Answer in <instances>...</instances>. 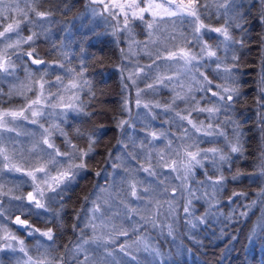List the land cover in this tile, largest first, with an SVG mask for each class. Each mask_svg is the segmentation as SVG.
<instances>
[{"label": "trees", "instance_id": "trees-1", "mask_svg": "<svg viewBox=\"0 0 264 264\" xmlns=\"http://www.w3.org/2000/svg\"><path fill=\"white\" fill-rule=\"evenodd\" d=\"M149 2H160V4H165L167 6L169 0H136V3L139 4L141 8L147 7ZM182 2L183 4H187L188 0H171L172 5L176 3L181 4ZM131 3L132 0H121L118 4L125 5V11L131 12V10L127 8V5ZM66 4L71 7V11H68L65 15L64 12L66 8L64 0H40V10L51 9L53 14L45 20H40V18H38V26L29 29L27 28L29 25H26L22 34H30V30L38 33H41L42 29L47 30L42 32L39 38L35 40L34 45V58L42 59L45 63L53 62L47 68L48 74L45 76V80L47 81L55 82V77L61 75L64 77V81L69 82L70 79H67V76H73L74 73L68 71V69H76L78 71L82 64L87 66L84 78L90 81L91 92L88 87L79 90L81 97L76 103L86 104L85 113L87 114H85L86 116L83 118V121L80 122V128L83 129L84 127V129L87 130L90 127L88 134H90L92 139L95 140L92 151L88 156L84 157V161L87 162L89 170L93 171L101 166L99 171L104 173L108 171V163L103 164L104 160L110 162V159H113L116 160L118 165H125V167H130L133 172H138L140 159H138L136 154L142 157L143 153L145 154V150L139 143H135V146L133 147L134 150H130L132 147L129 144V138L136 139L139 142H151L153 139L148 135V133L151 132L148 123L153 121H148V119L145 118L143 120L142 118L137 119V117L131 114L130 111L129 113H126L125 105L122 102L123 97L119 96V90L122 89L124 82V78L119 69L121 63L122 40L111 38L106 34L107 31L106 33L87 31L90 30L92 21L95 18V15H93L88 6L87 0H66ZM245 6H247V4H244L243 9V11L246 12L245 27L247 29V35L244 37V46H238L236 49H232L235 56L239 57V60L233 61L237 71L235 77L233 75L235 79L234 83H231V85L232 87H237L239 89L240 95L236 98V102L231 108H222L221 111L216 114L217 119L222 120L218 127L221 130L225 123H232L233 126L235 124L239 130L241 129L239 139L240 143L243 145V150L242 153H237L239 154L238 157H234L233 155L229 158L231 166L228 170H226V166L217 169L213 167L210 162H207L209 159L203 160L204 167L194 168L197 175L190 186V188L194 190L197 183L203 181L207 182L209 184L208 188H213L217 193L221 194L223 202L219 205V211L224 216L229 217L231 216V213L226 204L227 199L238 208V211H245L242 197L233 196V192L244 191L251 195L255 194L252 190L257 189L256 183L252 182L249 184L250 181H248L246 175L252 171L256 159L261 153L262 134L260 126L261 128L264 126V124H261L260 122L262 111L261 109L258 111L259 101L257 93L255 92L256 87L254 86V73L256 64L258 63L257 55L260 47L262 24L258 18L259 10H256L253 4H251L248 9ZM20 7L24 8L25 5L20 4ZM57 7L60 8V11H56ZM112 10L115 11L116 7ZM135 11L139 14L138 9ZM201 13V19L205 25L216 26L217 24H220L219 18L213 20L209 17L213 13V9L209 8L207 12H204V10L201 9ZM143 16L146 18L145 21L153 22L149 12L143 13ZM121 17L124 19L123 13ZM129 27L130 32H127L133 34L135 40L130 41L133 48L130 55L125 56L124 49L122 51L124 58L127 60L130 56L131 60L146 65L151 62L148 56L149 52L155 56L157 50L162 51L167 47L169 48L176 45L194 52L197 51V48H193L190 44H186L181 35V32H183L184 35L191 39L190 28L186 29L187 27L174 26L171 23H165L158 26V31L156 30L157 26L155 24L153 30H148L145 23L139 19L130 21ZM95 30H98V28ZM148 31L153 32L151 38L147 36ZM229 32L232 37L237 40L242 36L240 30L236 28H229ZM152 41H155V43H152ZM145 43L148 44L147 48L144 47ZM150 45L152 46L153 51H150ZM9 52L11 53L12 50ZM218 53L219 56L222 57L226 53V49L218 50ZM17 55H19V50L17 51V54L12 55V60L16 64L15 76L0 79V89H3L4 93H8L10 89L13 90L11 97L7 95L0 96V109L3 110L9 109L8 107L16 105L26 97L34 94L35 86L39 91V83L37 81L39 80L42 71L38 68H43L44 66L31 64V60L28 57L25 58L24 56H21L18 59ZM60 64H64L66 67L60 68ZM122 66H124V64ZM25 68L33 73L31 81L26 78ZM91 75L94 77L90 80ZM187 77L189 83L186 85L182 84L183 87L181 90L197 88V82L193 80V77L191 75H187ZM137 81L138 79L136 80V84ZM146 83L147 82L145 81L143 89L146 88ZM29 84H31L32 90H28ZM64 84L66 85L65 82ZM16 89H22L23 94L16 92ZM47 89L48 85L46 84V92ZM158 89L163 91L164 86H159L156 90L158 91ZM51 91L56 92L57 89L52 88ZM61 92L64 94V97L71 96V92H65L63 88H61ZM128 96L130 99H133L131 89L128 91ZM70 102L72 101L70 100ZM184 109L186 108L181 109L180 107L182 114L186 112L183 111ZM188 110L190 111L191 109ZM79 116H81V114H79ZM121 120L129 121V124L125 125L123 129L117 126ZM158 124L159 123L154 124L156 131L161 127ZM54 125H56V123H54ZM146 125L147 128H145ZM45 128L52 130L49 126H46ZM59 128L63 129V126L59 125ZM159 130L166 133L165 129ZM33 131L36 134L38 133L36 130ZM116 137L118 138V143H115L117 140ZM229 139H233V136H230ZM53 143L61 152L64 151L62 142L54 141ZM116 144H118L117 148H115ZM125 145H127V147H125ZM75 146L77 148L86 149L87 142L83 140L81 144H75ZM206 149V145L199 144L198 146H192L189 151L199 150L203 155V150ZM134 151L135 154L132 153ZM24 164L25 160H22L16 167L23 169ZM237 174H239L237 182L228 181L227 177ZM221 176L224 178L222 187L214 183ZM31 183L32 182L27 179L22 171L4 174L3 180H0V206L3 208V216L0 217V224H7V228L13 235L15 233V227L13 226L11 219L15 215V212H19L16 206L20 204V201L13 199V197L23 196V193L29 186L28 184ZM90 184V175L78 180L71 189L69 198L65 200L61 224L64 232H68L71 229L76 209L80 205ZM143 187V185H138L135 188L138 194L137 197L129 196L132 201H135V203L140 206L141 212L143 208H148V210L153 209L152 206L154 204L153 196H146ZM260 210L261 208L259 207H252L246 218L241 217L238 221L233 218L235 219H232L233 225L226 229H223L221 226V223H225V219L218 221L216 226L207 224L208 228L198 226L196 229H190L186 225H181L180 227L177 225L174 227V233L178 235L176 236V240L180 243V236L192 244L193 256L196 257V259L193 260V264H264V242L257 239V242L250 248H244L246 237L248 236V230L252 225L254 226L257 223L258 220L255 222L254 220L259 216ZM255 211H257V213H255ZM157 215L158 212L154 210L156 220L163 224L168 222L165 218H161L159 215L157 218ZM138 219L139 216L137 215V222H139ZM234 225H237V229ZM0 235H3V233H0ZM222 236H224L223 239H220ZM232 237H236V239H232ZM66 238L67 237L63 232L59 233V244H64ZM149 238L151 242L163 252L166 248V244L172 236H169L167 231L158 228L149 232ZM56 242L57 239L55 238V243ZM56 247L58 249L56 254H59V245ZM168 254L171 255L172 253L168 252ZM2 260L5 262L4 259ZM150 260H152L151 264H155L152 256L150 257Z\"/></svg>", "mask_w": 264, "mask_h": 264}, {"label": "snow or ice", "instance_id": "snow-or-ice-1", "mask_svg": "<svg viewBox=\"0 0 264 264\" xmlns=\"http://www.w3.org/2000/svg\"><path fill=\"white\" fill-rule=\"evenodd\" d=\"M215 4L216 9L220 12V15L224 17L225 25L224 27L218 28H208L207 25L201 19V9L204 12L209 10V4L207 0H188L186 5L181 3V5L177 6L176 8L173 7L171 0L165 4H148L147 7L141 8L139 4L136 3V0H132V3L127 5V8L131 10L125 11V5L123 4H116L106 3V0H88V6L91 9L93 15H97V8H100L99 15L102 17L105 16L107 13L106 18H113L116 16V13L112 11L114 7L120 8V11L123 13L124 16V24L121 31H128L130 32V21L134 19H139L145 23V26L148 30L154 29V24L157 26V31L159 30L158 26L165 23H171L174 26L179 24L181 27L187 25L191 29V39L188 36L184 35L183 39L186 44H190L193 48H198V52L191 51L187 48H178L177 50H168L165 48L164 50H157L155 56L152 55L151 52L148 53L150 63L146 65H139L136 64L132 66V70L130 72L129 77L126 79H131L133 84H136V80H143L148 81L152 80L153 83H146L145 89H139L137 91V98L135 100L136 106L143 107L147 109L144 113L145 119H155V116L152 114L153 108H160V104L150 105L148 103L142 104L141 102V94H147L148 90L155 92L156 86L165 85L166 81L171 83L174 79L172 75L163 76L157 75L161 70L171 71L172 64L170 62L176 61L179 59L183 61V67L185 71L189 74H193V80L196 81V75L202 78L203 81L206 82L208 87H204L203 85L197 88H190L189 93L193 91H198L201 93H210L211 98L206 101L207 103H211V107H203L200 106V101L196 99L195 96L190 94L181 95L179 93L176 94L174 99L171 102H166L164 107V111L169 112L176 107V101H181L185 103L188 108H191L189 111L188 108L184 109L183 111L187 112V115H183L181 111H175V118L173 123H177L178 128H183L184 136H188L189 129L185 128L183 125L184 121H187V124L191 126V129L194 130L193 134L199 133L202 136H213L220 135L223 136L225 133L216 131L214 128L213 119L217 113L221 111V109H228L233 106L236 102V98L240 95L239 89L237 87H221L220 85H216L219 91H214L212 86V81L208 80L207 77L204 75L203 72H200L199 69L204 67V64L201 63L204 59H210L216 57V51L212 50V46L207 44L203 41V34L204 31H211L215 33H219L224 39L221 41H230L233 45H240L241 47L244 46V37L247 35L246 25V12L242 11L244 9V0H212ZM65 3V12L66 15L68 11H71V7L67 6L66 0ZM20 4H24L25 7L21 8ZM136 9L139 10V14L135 11ZM160 10V11H157ZM220 10H223L222 12ZM56 11H60V8L57 7ZM15 12L17 15L13 17L12 13ZM150 12L153 22L145 21L143 13ZM52 10H40V0H0V43H4L5 40L8 41L6 46L0 49V79L15 76L16 72V64L12 60V55L17 54L19 50V55L17 58L19 59L21 56H26L31 60V64L33 65H44L45 61L39 58H34L35 48L33 47L35 40L39 38L42 32L47 31L46 29H42L41 33L36 31H31L27 37H23L21 35L22 28L21 25H33L38 26V21L32 17H38L40 20H45L49 16H51ZM176 18V19H168L165 20L164 18ZM159 18V19H157ZM258 18L264 21V0H261V7L258 12ZM9 20L11 22L7 23L4 26L3 21ZM229 28H236L239 29L242 33L240 39H235L229 32ZM13 34L15 39L13 40ZM147 36L151 38L153 36L152 31L147 32ZM174 38V37H173ZM155 43V41H152ZM28 45L32 50L31 51H24L21 46ZM261 45L264 46V37L261 38ZM145 48L148 47V44L145 43ZM219 47V44L216 45ZM9 49L12 52H9ZM123 51V50H121ZM233 61H238L239 57L233 56ZM60 68H65L64 64L59 65ZM86 65L82 64L80 69L77 71L76 69H68V71L74 73V75L69 80L68 84H64V77L61 75H57L55 77V82H50L45 80V76H47V69L42 70V74L37 81L39 83V92L36 94L35 99H27L26 104L18 110H3L0 109V129H5L9 132L15 130V121L22 119L25 121H29L33 125H39L40 128L43 129L41 133L42 143L47 145V149H51L52 151H47L46 149H41L39 153H37L39 159L43 160L44 163L39 166L35 167L31 171H26L25 175L31 178L32 184L34 185L33 191H29L26 197L23 196H15L13 199L20 201V204L16 206L17 210L20 212V215L15 217L14 223L22 226H26V230L31 229L29 234L39 233L40 236L46 237L48 241H51L52 244H55V236L51 228H48L46 231H41L40 229H33L32 226L29 224L27 219H21L22 215H36L39 217L41 215V211H49V204L55 200V196H60L61 200L63 199L62 193L67 190V186L71 184L74 180H76L79 172L85 169L86 165L84 163V157L88 156L89 153L92 151L93 145L95 140L92 139V136H89V147L87 150H78L75 145L71 144V141L67 140V134L63 132L62 129L59 128V125H51L50 128L52 130L60 131L62 135L66 138V144L72 149V151H63L61 152L58 148H56L55 144L50 141L48 137L52 135V130L49 128H44L43 123H40V119L45 117V107L48 109H68L72 110L78 114H87L84 112V105L78 104L76 101H79V90H82L85 87L89 88L91 92V84L90 81L84 79V73L86 71ZM221 65L217 64V69H219ZM129 70V66H125L122 71ZM225 73H230L231 69L224 68ZM26 78L31 81L33 78V73L30 72L27 68H25ZM198 83V81H197ZM48 85L47 95H45V85ZM262 84H264V77H262ZM128 87V85H125ZM56 88V92H52L51 89ZM61 88L65 92H71V96L69 99L72 102H64L65 97L64 94L61 92ZM28 90H32L31 84L28 86ZM76 90V91H72ZM16 92L23 94L22 89H16ZM13 94V90H9L8 93H4L3 89H0V96L7 95L11 97ZM94 96V93H93ZM264 100V96L261 98ZM195 104L196 107H191V105ZM264 107V104L261 105ZM125 110L128 111L127 108V101H125ZM192 112L198 113H207L206 119L208 123L205 125L203 121H200L199 124L193 121L191 118ZM68 115L67 111H61L58 113L60 118H66ZM140 114L137 113V119L139 118ZM6 117H11V120L6 119ZM261 124H264V115L261 117ZM10 124L13 127H8ZM129 121L121 120L117 125L121 129L128 125ZM216 127H219V122H216ZM147 128V125L145 126ZM264 132V128L261 129ZM46 134V135H45ZM79 135V131H78ZM152 137L153 140L161 138L158 136L157 132L152 131L148 133ZM162 135V134H161ZM239 133L235 136V142H230V152L231 153H242L243 145L240 143ZM133 147L135 146V140L129 138ZM5 141V137L3 133H0V145H3ZM212 142V141H209ZM143 144V141L141 142ZM127 147V145H125ZM192 147V145H189ZM208 153H212V157L208 156ZM0 157L3 158L6 163L3 164V169H7L9 172H21L24 171L20 167H16L14 164L11 163V156L9 155L8 151L4 147H0ZM67 157V161L63 158ZM201 157V158H198ZM135 158V157H134ZM211 158L213 160L214 166H219L223 162H227L229 157L223 154L220 150L216 148H210L203 150V155L201 151H186L185 157L179 162L177 165L176 162H173L172 170L180 173L177 177L182 181V185L178 188H174L172 190V201H175V193L176 191H180L183 194L185 190L184 185L187 184L188 179L193 175V170L196 167H204L203 160ZM163 156H161V160H163ZM79 160V163L76 161ZM66 165V166H65ZM260 169V176L264 177V153H262L260 158V163L258 165ZM182 170V171H181ZM144 172H147L149 176H156L158 175L154 171L150 170V168H143ZM52 172H55V175H51ZM41 174V175H37ZM99 175V173H97ZM238 175H234L232 177L233 180L238 179ZM223 176H221L217 181L214 183L220 187H222ZM163 185V192L167 194V186L164 185V181L160 180L157 187H161ZM63 186V187H62ZM189 198L187 202L182 204V211L184 213V222L187 227L190 229H196L200 224H206L207 218L213 215L212 206L210 205L209 209L206 211L204 216L197 217L194 212L193 208V200L199 199L198 197L194 196L193 189L188 187L187 189ZM149 191V189H145V192ZM153 191H155L153 189ZM51 192L54 193L55 196L47 197L48 204L43 203L42 200L46 198V193ZM233 196H245L246 193L240 192H233ZM257 200L251 201L248 205H243L245 211H241L237 214V210L233 209L232 215L228 217V219L235 218L237 221L241 217H247L249 211L252 207L256 206L257 204L264 206V188H261L259 192H257ZM131 196L137 197V191L135 190V186L132 187ZM25 200L27 203H25ZM168 212L165 213V216L173 217L172 224L166 225L167 227V234L169 236H173L174 234V227L173 225L176 223V204L169 202L168 205ZM100 206L97 205L94 207L93 211H99ZM57 218L59 214H55ZM159 215V209H158ZM157 215V218H158ZM3 216V208L0 206V217ZM130 219V218H129ZM151 224L153 228L157 227L155 220H153L150 216L143 217L142 222H140L136 227L131 228V233L124 229V230H117L114 229L121 237H128V240L131 241H121L117 243L115 239L111 238V233H108L109 239H104L103 236H95L91 240L83 239L84 233L81 230V238L80 241L75 244L74 247L65 246V251L63 255L53 256L52 251L50 250L51 246L45 248L43 252H40L37 249L38 255L33 256L30 254V250L26 248L25 243L23 240H18L17 237L9 231V229L0 224V252L11 251L12 253L19 252L21 255L19 257H14L15 264H143V261L139 258L140 252L149 253L155 264H165V261L159 259L160 257L164 256L165 254L160 251V249L155 246L150 238L146 236H141V233L147 228V226ZM77 226H74V228ZM93 233H95V225L92 226ZM132 235H136L140 237L139 239L132 240ZM232 239H236V237H232ZM246 239L255 242L257 239L264 242V215L258 218L257 223L250 229V235L246 237ZM85 245H88L89 248H86ZM91 245H95V248L92 249ZM92 250L95 255L89 256L87 253L89 250ZM187 249H183L179 252L180 255L183 252H186ZM82 254H84L82 256ZM0 264H3L2 258H0Z\"/></svg>", "mask_w": 264, "mask_h": 264}, {"label": "rangeland", "instance_id": "rangeland-1", "mask_svg": "<svg viewBox=\"0 0 264 264\" xmlns=\"http://www.w3.org/2000/svg\"><path fill=\"white\" fill-rule=\"evenodd\" d=\"M117 1L118 0H106V3H109L111 5L112 3H116ZM7 2H8V0L6 1V3ZM87 2H88V0H87ZM149 4H159V3H157V2H154V3L149 2ZM173 6H175L174 8H176L179 5L175 4ZM250 6H251V3L248 6H246L247 9ZM97 9L100 12V8H97ZM157 11H160V10H157ZM242 11H243V9H242ZM149 14H150V12H149ZM12 15H13V17H16L17 14L15 12H13ZM106 17H107V13H105V16H103V17L101 16V17L97 18L96 20L99 23L105 25L108 28V30H109L108 32L109 33H111V34H119V32L121 31V30H119V28H121L123 26V23L120 26H116L115 29L114 28H111L109 26V24H108V21H110L112 18L109 19V18H106ZM150 17L152 19L151 14H150ZM209 17H211L213 20L216 19V16H215L214 13H212ZM9 22H11V21H9L7 19L4 20V26H6V24L9 23ZM21 35L23 37H27V34H21ZM123 42H124L123 43V49L125 51V56H127V55L130 54V52L132 50V45L127 44L125 41H123ZM7 43L8 42H5V41H4V43H0V49L4 48ZM34 45H35V43H34ZM34 45H33V47H34ZM21 48L24 51H31L32 50L28 45H22ZM178 48H181V47H177L175 50H177ZM9 51H11V49H9ZM24 57L27 58L26 56H24ZM123 57H124V55H123ZM177 61L183 62V61H180L179 59H177ZM52 63L53 62H50V63L47 62V63H45L43 65L44 66L43 68H38V69L40 71H42L43 69H47L48 66L50 64H52ZM130 63H131V66H134V64L136 62L133 61V60H131ZM124 67L125 66H120L119 69H120V71L122 73V76L124 78V82H123L124 99H127V97H128V94H127L128 87H126L125 85L127 84L128 86L129 85L131 86V90L135 93V96H136V89L132 86L131 79H126L130 75L131 68H129V70H127V71H122V69ZM92 77H94V76L91 75L90 76V80H91ZM69 79H71V78H69ZM65 83H66V85L68 84L67 81ZM24 87H26V86H24ZM65 111H68V110H65ZM45 122H47V124L50 125V124H52L53 119L52 118H48V119L45 120ZM40 123H43V125H44V122H41L40 121ZM65 124H66V121L65 120H62L59 123V125L60 126H63V127L65 126ZM38 126H39L38 124L37 125H33L32 124V127L33 128H37ZM8 127H13V125L10 124ZM32 127L27 122H25V121H22V122L21 121H16L15 122V130L14 131L9 132V131H7L5 129H0V133H3V135L5 137L4 144L3 145H0V147H4V148L7 149L9 155L11 156V162L12 163L18 164L22 160L29 161V163L35 162V161H39V157H38L37 153L40 152V150L44 148V144L41 143L39 141V138H38V133L40 132V130L42 128H39L38 133L36 134L33 131V128ZM76 128L79 131V135L77 136V139L80 140L81 142H83V140H87L88 139V142H89V136H90V134H88V131H90V127L87 130L84 129V127H83V129H81L80 128V125L77 124L76 125ZM4 163H5V161L0 160V164L1 165H3ZM37 175L39 176L41 174H37ZM51 175H52V173H51ZM28 178L31 180L30 177H28ZM72 188L67 189L66 191H64V193H63L64 200H67V198H69L70 191H71ZM256 190L258 192V187H257ZM102 194H106V192H101V191H96V190L94 192H91V196H90V199H89V201H88L87 204H91L93 201H95L98 198V196H100ZM225 201H226V199H225ZM221 202H223L222 199L219 200V205H220ZM226 204L228 206L229 212L232 215L233 209H236L237 210V207L229 199H227ZM239 212H241V211H238L237 210V214ZM255 213H257V211H255ZM262 215H264V209H261L260 210L259 216L254 220V222L256 220H258V218H260ZM85 220L86 221H89L91 224L96 225V227L98 229V232L101 233V226H100V220H99V214H98V212H94L93 210H89L87 216L85 217ZM233 220H235V219H233ZM13 222H14V220H13ZM61 224H62V218H61ZM86 230H88L87 229V226H86ZM56 235L59 237V231L56 233ZM27 236L31 237L32 242H35L36 239H35V237L32 234H28ZM19 240H22V239H19ZM132 240H135V239L132 238ZM121 241H129V240H128V238H124ZM42 250H44L43 247H42ZM57 250H58L57 247H55L54 255H58V254H56L57 253ZM59 252H60V250H59ZM12 255L15 256V257H19L21 254L16 252V253H12ZM7 264H15V259H13V263H7Z\"/></svg>", "mask_w": 264, "mask_h": 264}, {"label": "bare ground", "instance_id": "bare-ground-1", "mask_svg": "<svg viewBox=\"0 0 264 264\" xmlns=\"http://www.w3.org/2000/svg\"><path fill=\"white\" fill-rule=\"evenodd\" d=\"M251 183H252V182H250L249 184H251ZM252 192L256 194V193H257V190H256V189H255V190H252ZM239 211H240V210H239ZM245 218H246V217H245ZM234 226H235V225H234ZM235 228L237 229V225L235 226ZM218 235H219V234H218Z\"/></svg>", "mask_w": 264, "mask_h": 264}]
</instances>
